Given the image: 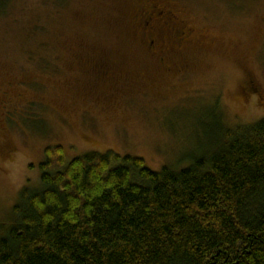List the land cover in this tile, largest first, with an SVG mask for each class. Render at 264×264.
<instances>
[{"label":"rangeland","instance_id":"rangeland-1","mask_svg":"<svg viewBox=\"0 0 264 264\" xmlns=\"http://www.w3.org/2000/svg\"><path fill=\"white\" fill-rule=\"evenodd\" d=\"M0 7V225L25 187H39L47 148L67 161L141 158L159 172L264 119V0ZM164 8L173 18L154 17Z\"/></svg>","mask_w":264,"mask_h":264},{"label":"trees","instance_id":"trees-1","mask_svg":"<svg viewBox=\"0 0 264 264\" xmlns=\"http://www.w3.org/2000/svg\"><path fill=\"white\" fill-rule=\"evenodd\" d=\"M224 137L159 172L45 149L39 187L0 225V264H264V119Z\"/></svg>","mask_w":264,"mask_h":264},{"label":"flooded vegetation","instance_id":"flooded-vegetation-1","mask_svg":"<svg viewBox=\"0 0 264 264\" xmlns=\"http://www.w3.org/2000/svg\"><path fill=\"white\" fill-rule=\"evenodd\" d=\"M159 13H160V12H159ZM159 13L155 14L154 17H156V18L158 19V17L160 16ZM154 17L152 16L153 19H155ZM152 18H151V19H152ZM151 19H150V20H151ZM153 19H152V20H153ZM155 21H156V20H154V22H155ZM154 22H153V23H154ZM149 44L153 46V45H154L153 40H150ZM248 90L256 91V90L253 88L252 85L249 86V89H248Z\"/></svg>","mask_w":264,"mask_h":264}]
</instances>
